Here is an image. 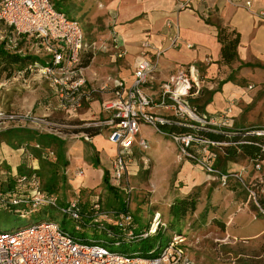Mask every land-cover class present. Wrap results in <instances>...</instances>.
<instances>
[{"label":"rangeland","instance_id":"374dc122","mask_svg":"<svg viewBox=\"0 0 264 264\" xmlns=\"http://www.w3.org/2000/svg\"><path fill=\"white\" fill-rule=\"evenodd\" d=\"M52 1L61 10L70 12L82 28L86 44L81 58V77L84 82L79 86L82 106L75 111L62 108L60 104L62 92L58 84L37 72L20 74L19 68L14 65L4 68L3 62L0 61V131L26 127L47 136L42 145L30 142L34 147H42L39 157H34L24 146L19 147L18 149L22 148L19 151L5 141L0 142V188L7 189L8 181L11 180V177L8 179L6 172L13 170L19 172V168L22 171H29L34 167L40 175L38 176L42 184L52 189L59 200L76 197L78 191V197L82 200L98 196L106 209H119L129 197L130 210L139 228L148 227L152 215L159 212L167 228L161 230L163 237L169 238L171 232L185 234L187 238L185 248L194 264H264V214L258 202V199L264 196V192L257 177H253V169L249 173L252 178L247 180H250L255 198L250 193L253 201L242 204L236 215L230 216L237 206L233 204L229 192H220L224 186L220 185L219 178L215 174L207 173L200 165L188 159L168 135L142 123L139 136L146 139L147 148L135 152V162L127 173V181L124 178L120 183L121 188L117 187V191H113L99 178L103 176V170L108 172L110 168V154L115 152L113 151L115 144L107 141L109 125L100 123L102 118L97 106L91 107L93 116L82 117L80 113L89 107L91 99L101 101L105 95L103 93L110 91L108 86L102 88L108 77H122L120 72L130 65L127 66L124 60L120 59L123 56L118 57L115 50L111 56L107 54L110 48L114 49L112 42L114 22L106 21L107 17H112L107 9L109 0ZM161 55L156 60L157 69ZM37 56L42 55L39 53ZM150 56L152 60L156 59V56L152 54ZM238 65V62H233V65L227 66L237 68L232 72L234 75L241 68L251 69L253 73L240 74L238 79L240 90L227 100L226 106L232 99L229 126L249 128L264 126V69ZM198 68L200 88H205L203 84L206 77L201 73V68ZM157 69L153 73H157L159 77ZM174 71L175 69L166 71L165 75ZM150 85L146 83L143 86L146 93L151 89L153 91L158 89V84L153 83L152 88H149ZM192 99L191 96L189 100ZM190 103L192 105V102ZM234 106H238L240 110L237 115L232 116ZM86 126L100 129V134L92 137L91 143L90 138L81 131V128ZM12 143L16 145L15 141ZM6 145L13 150L6 148ZM217 147L219 146L213 145L210 148L211 153L215 155L214 157L211 154L213 155L211 163L221 170L225 153L222 148ZM49 151H52L51 156L46 155ZM95 157L99 160L98 164L93 163ZM260 165L264 167V158L260 160ZM229 168L233 166L230 164ZM80 169L84 170V181H90L93 183L92 186L80 184V181L74 182L79 178L75 173ZM94 171L95 176L90 173ZM192 174H196V177H191L189 181ZM108 183L110 184L109 180ZM190 185H193V188L188 190ZM186 195L194 199L192 210L180 215L172 213L173 206ZM221 196L222 200L217 202ZM253 203L257 209L253 208ZM47 217L59 223L63 230L76 239L89 242L103 238L110 241L105 234L99 233L96 229L84 227L75 229V221L50 206L27 217L19 216L13 208L8 210L0 206V230H10ZM160 239L158 236L142 239L130 245V251L140 250L142 255H146V252L156 249ZM104 245L112 251H122L126 248L124 245L119 247L107 243Z\"/></svg>","mask_w":264,"mask_h":264},{"label":"built area","instance_id":"2783aa9c","mask_svg":"<svg viewBox=\"0 0 264 264\" xmlns=\"http://www.w3.org/2000/svg\"><path fill=\"white\" fill-rule=\"evenodd\" d=\"M226 1L248 9L252 7L251 0ZM53 3L52 0H0V46L9 52L34 56L36 60L18 73L37 72L51 79L61 88V107L75 111L82 105L79 86L84 82L81 58L86 44L79 21L58 10ZM185 4L186 1L182 6ZM254 15L264 23V0H261ZM165 30L169 45L178 47L180 37L171 21L165 23ZM112 42L116 55L122 57L125 50L119 48L114 31ZM140 46V58L132 70L130 83L127 84L121 77H108L102 86L110 87L111 91V96L101 103L106 118L100 121L109 125L107 140L115 144L108 170L110 184L121 188L120 183L124 178L127 181V173L135 162V147L138 150L147 148L146 139L139 136L142 123L168 135L188 159L207 173L215 174L221 182L228 177L238 178V172H222L215 168L208 155L213 145H227L230 142L211 140L202 133L229 137L259 136L263 141L257 144L264 152V126L228 129L232 99L225 109L212 114L195 111L188 101L200 89L201 80L199 68L193 63L176 68L160 83L157 96L146 93L143 86L154 71L161 51L154 50L152 55L156 59L152 60L147 55L149 43L142 41ZM186 46L191 47L190 44ZM39 53L42 58L37 56ZM248 87L251 88V85ZM170 125L184 127L187 131L174 132L163 128ZM46 155L51 156L52 151ZM251 161L252 169L259 170L260 159ZM35 170L32 167L30 172L22 174L11 171V186L5 190L0 188V206L5 209L26 207L27 213L37 207L51 206L75 221V229L79 230L85 225L105 234L110 241L101 238L97 243H85L61 229L54 220L35 222L14 231H0V264H194L185 248L187 238L182 233L171 232L164 244L159 243L155 250L146 255L109 250L105 243L116 247L131 245L166 230L160 213L152 215L148 227L139 228L130 210L129 197L124 200L121 209H106L98 196L90 197L88 206L83 207L78 191L76 197L59 204L54 192L42 188ZM83 175V169L75 173L76 177ZM257 180L264 192L263 178L257 176ZM246 189L255 198L252 186L247 185Z\"/></svg>","mask_w":264,"mask_h":264},{"label":"crops","instance_id":"0c3cea01","mask_svg":"<svg viewBox=\"0 0 264 264\" xmlns=\"http://www.w3.org/2000/svg\"><path fill=\"white\" fill-rule=\"evenodd\" d=\"M184 1H186V4L182 6ZM251 1L252 7L248 9L240 4L226 0H206L205 3H200L197 0H109L107 9L112 14V17H110L111 19L107 17L106 21L114 22L112 28L115 38L119 43V48L125 50L123 57L120 59H123L127 66L130 65V67L123 68L120 72L122 77H120L124 78L127 84L130 83L132 70L140 58V44L142 41H147L149 43L148 57L153 54L154 50H160L162 54L159 58V69L155 68L153 71L155 72L157 69L159 77H157V73L152 72L147 81V83L151 84L149 88H152L153 83L158 84V89L154 91L151 89L149 92L151 95L157 96L160 83L175 72L165 75L166 71L176 70L179 66L193 63L201 68V73L206 77L203 84L205 88L198 90L203 112L212 114L223 110L228 98H231L240 90L238 82L240 74L244 75L246 73L250 75L253 72L251 69L241 68L234 75L232 72L237 68L235 66L228 68L227 66L229 64L233 65V62L225 64L221 61V44L217 38L218 28L226 27L228 31L234 30L239 33V43L236 48L237 60L234 61L238 62V66L243 63H251L252 65L246 67L255 68L260 67L256 64L264 65V23L259 21L254 15L255 10L261 5V0ZM167 21H171L178 31L180 37L178 47L169 45L165 30ZM186 44H190L191 47H187ZM113 51L114 49L110 48L107 54L111 56L110 54ZM198 91L192 97L199 95ZM103 94L105 95L101 98V101L99 99H91L89 107L84 109L80 115L82 117L93 116L91 110L97 106L98 111H100L98 113L102 118L101 121H103L106 118V114L101 108V103L111 96V91ZM204 101L208 102L204 103ZM239 110L238 106H234L232 116L237 115ZM155 111L161 112L157 109ZM230 128L237 130L247 127ZM91 140L92 138L89 140L90 143ZM6 148L11 149L7 145ZM16 150L21 151L22 148H17ZM137 150L138 148L135 147V152ZM114 153L110 154V158L113 157ZM74 159L79 161L77 158ZM210 159L212 160L213 157L211 156ZM251 160L250 157L236 152L222 165L221 170L225 172L235 171L239 173L238 178L228 177L226 181L220 182V185L224 186L220 192H229V195L232 196L233 204L237 206L230 216L236 215L238 208L242 204L253 201L252 196L246 189L247 185H250V180L248 181L247 179L252 178L251 174H249L252 171V168H250V165L252 166ZM185 162L187 163V160ZM230 164L233 166L231 169L229 168ZM90 173L94 174V176L96 175L95 171ZM257 176L264 178V167L261 165L259 170L253 172V177ZM83 177H85V174L74 180V182L80 181V184L85 186L93 185L90 181H84ZM191 177H196V174L190 175L189 181ZM192 188L193 185H190L188 190ZM221 200L222 196L217 202ZM253 208L257 209L254 203Z\"/></svg>","mask_w":264,"mask_h":264},{"label":"trees","instance_id":"16d2710c","mask_svg":"<svg viewBox=\"0 0 264 264\" xmlns=\"http://www.w3.org/2000/svg\"><path fill=\"white\" fill-rule=\"evenodd\" d=\"M53 4L58 10H61L59 7H57L55 5V3H53ZM61 11H63V10H61ZM63 12H65L70 17L72 16L70 14V12H66V11H63ZM72 17H74V16H72ZM217 38L221 44V47H220L221 61L225 64H229V63H232L235 60H237L236 48H237V45L239 43V33L234 31V30L228 31L226 27H219ZM34 60H36V58L34 56H32L31 54H19V53L9 52L6 49H4L2 46H0V61L3 62L4 68H7L8 66L14 65L15 67L19 68V70H22V69H24V67L26 65L32 63ZM250 65H252V64L251 63L241 64V66H250ZM256 65L264 68V65H262V64H256ZM192 92H194V90ZM199 99H200V92H199V95L193 97V99L189 100L188 103L199 114H205V112H203V110H202V104H201V101ZM190 102H192V105ZM205 102H208V101H204V103ZM97 127H99V126H97ZM163 128L167 131H174V132L187 131L186 128L180 127L177 125L163 126ZM228 129H231V128H228ZM81 131L84 132L88 136V138H92L95 135L100 134V129L95 128L94 126L82 127ZM202 134H203V136H205L206 138L211 139V140L230 142V144L220 146L224 150V153H225L224 163L229 159L230 156L234 155L236 152H240V153L244 154L245 156L250 157L251 159H255V158L262 159L263 158L264 153L261 150L260 146H258V144H257V143H262V141H263L262 137H259V136H245V137L231 136V137H229V136H226L223 134H216V133H209V132H207V133L203 132ZM45 137H47V136H45L44 134H41L37 130L26 128V127L9 128V129L0 131V142L5 141L12 148H19V147L24 146L25 148L28 149V151L34 157H39V155H41L42 147L41 148L34 147L30 144V142H35L38 145H42ZM48 137H52V136H48ZM13 141L16 142V145H13V143H12ZM239 141L240 142L242 141V142L241 143H234V142H239ZM208 155L211 157L214 154L211 155V152H210V154H208ZM93 163L98 164L99 163L98 158L95 157L93 160ZM18 171L19 172H17V173H19V174L30 172V170L29 171H22L21 168H19ZM222 171H224V170H222ZM36 173H38V171H36ZM6 174H8V179H9L11 177V172L8 171V172H6ZM37 175H39V174H37ZM101 179L103 180L104 184L110 190L117 191V188L115 186L108 183V172H107V170H103V176L101 177ZM11 181L12 180L8 181V187L11 186L10 185ZM41 186L46 191L54 192L49 187H46V185L44 186L42 184V182H41ZM8 187H6V188H8ZM87 192L89 193L90 191H87ZM68 200L69 199H66V200H64V199L59 200L58 199V202H59V204H64ZM258 202L260 204L261 211L264 214V196L259 198ZM194 203H195L194 199H191L186 195L185 197L179 199L177 201V204L175 206H173V208H172L173 212L172 213L178 214V215L185 214V212H187L188 210H192ZM82 204L84 205L83 207H87L89 204V198L87 197L86 199L82 200ZM45 207L46 206L37 207L34 210H32V212H30V213H27L26 207H22V206H12L8 210H11L13 208L14 212H17L19 216L27 217L28 215H30L34 212H37V211H39ZM121 208L122 207H120L119 209H121ZM50 220H53V219H51L49 217H47L46 219L40 218L39 220L31 221V222H29L23 226H18L16 228H13L10 230H0V231H14V230H17L19 228L26 227L32 223H35V222L50 221ZM83 226L86 229L90 228V227H86L85 225H83ZM175 233H181V232H175ZM154 236H158L161 238L160 239L161 244L162 243L164 244L167 240V238L165 239L163 237V234L161 232L155 234ZM81 241H84V240H81ZM99 241L100 240L98 239L97 241L91 240L89 242H86V241H84V242L92 244V243H97ZM124 246L126 248L123 249L121 252H125V253L127 252L129 254L132 253V254L142 255V251H140V250H131L130 251V247H129L130 244H126ZM149 253H151V252H146L145 254H149Z\"/></svg>","mask_w":264,"mask_h":264}]
</instances>
